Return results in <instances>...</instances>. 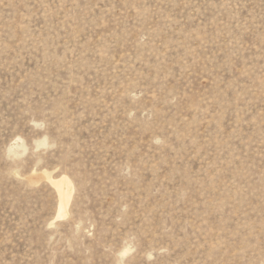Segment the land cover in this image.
<instances>
[{
    "label": "rangeland",
    "instance_id": "1",
    "mask_svg": "<svg viewBox=\"0 0 264 264\" xmlns=\"http://www.w3.org/2000/svg\"><path fill=\"white\" fill-rule=\"evenodd\" d=\"M0 264H264V0H0Z\"/></svg>",
    "mask_w": 264,
    "mask_h": 264
},
{
    "label": "bare ground",
    "instance_id": "2",
    "mask_svg": "<svg viewBox=\"0 0 264 264\" xmlns=\"http://www.w3.org/2000/svg\"><path fill=\"white\" fill-rule=\"evenodd\" d=\"M32 177V183H37L42 179H47L48 182L54 186L59 196V208L57 218H66L69 215V206L74 196L75 188L73 183L67 177H62L60 180H54L48 173H42L41 175H34Z\"/></svg>",
    "mask_w": 264,
    "mask_h": 264
}]
</instances>
